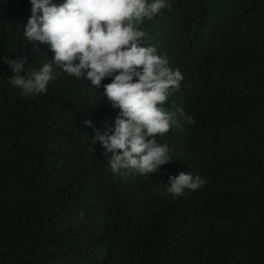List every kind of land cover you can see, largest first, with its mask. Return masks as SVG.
Segmentation results:
<instances>
[{
    "label": "trees",
    "instance_id": "16d2710c",
    "mask_svg": "<svg viewBox=\"0 0 264 264\" xmlns=\"http://www.w3.org/2000/svg\"><path fill=\"white\" fill-rule=\"evenodd\" d=\"M166 3L137 28L184 77L164 106L195 123L157 137L172 159L159 174L121 178L90 142L119 113L111 78L95 90L53 65L46 92L23 96L4 60L38 71L54 53L23 35L30 0H0V264H264V0ZM180 172L205 183L173 199Z\"/></svg>",
    "mask_w": 264,
    "mask_h": 264
},
{
    "label": "clouds",
    "instance_id": "9594fccd",
    "mask_svg": "<svg viewBox=\"0 0 264 264\" xmlns=\"http://www.w3.org/2000/svg\"><path fill=\"white\" fill-rule=\"evenodd\" d=\"M31 15L23 26L29 45H47L54 53L51 63L38 71H26L27 56L4 62L15 75L8 83L21 90L23 96L35 97L46 92L55 79L53 65L69 76L90 82L95 88L102 80L103 96L113 109H119L114 123L105 131L94 129L91 145L97 143L108 157L112 173L121 178L159 174L161 166L172 161L167 143L157 142L183 118L194 124L192 117L165 102L172 90L180 89L184 77L169 66L166 57L157 54L155 46H143L146 33L138 30L145 18L152 19L166 0H30ZM24 71L26 74L21 75ZM114 73H118L113 76ZM135 78V79H134ZM84 124L92 127L90 120ZM93 151V148H92ZM205 180L190 172L169 176L163 184L165 195L182 197L185 190L196 191Z\"/></svg>",
    "mask_w": 264,
    "mask_h": 264
}]
</instances>
